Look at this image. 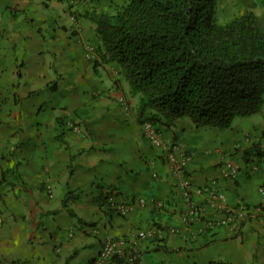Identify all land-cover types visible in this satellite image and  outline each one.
<instances>
[{
    "label": "crops",
    "instance_id": "1",
    "mask_svg": "<svg viewBox=\"0 0 264 264\" xmlns=\"http://www.w3.org/2000/svg\"><path fill=\"white\" fill-rule=\"evenodd\" d=\"M126 4L0 0V264H92L106 240H136L152 228L163 236L139 240V264H264V209L244 219L237 236L206 227L221 213L193 193L206 213L186 224L181 187L183 178L194 190L213 180L229 206L259 205L264 160L252 168L240 150L256 141L264 148V124L241 120L220 131L196 129L187 117L157 123L176 147L170 162L145 138L142 125L152 114H140V95L98 35L94 18ZM225 162L240 169L236 179L223 177ZM110 193L146 205L124 217L104 205Z\"/></svg>",
    "mask_w": 264,
    "mask_h": 264
},
{
    "label": "trees",
    "instance_id": "2",
    "mask_svg": "<svg viewBox=\"0 0 264 264\" xmlns=\"http://www.w3.org/2000/svg\"><path fill=\"white\" fill-rule=\"evenodd\" d=\"M258 1L262 16L246 10L227 22L215 17L216 0H127L94 20L108 59L140 95V114H152L145 121L170 126L187 117L196 129L225 131L264 107V0ZM240 151L250 167L264 160L261 141ZM111 195L104 205L115 211ZM125 263L115 257L111 264Z\"/></svg>",
    "mask_w": 264,
    "mask_h": 264
},
{
    "label": "built area",
    "instance_id": "3",
    "mask_svg": "<svg viewBox=\"0 0 264 264\" xmlns=\"http://www.w3.org/2000/svg\"><path fill=\"white\" fill-rule=\"evenodd\" d=\"M72 3L79 2V0H70ZM88 52L93 54L95 47L88 45ZM120 105L125 109L126 112L130 111L131 104L130 102L121 97L119 100ZM143 133L147 141L155 148L163 150L166 153L167 159L175 163L174 151L176 147L169 146L163 139L161 132L158 130L156 125L150 121H144ZM73 129L76 132H81V128L74 126ZM257 164H253L252 168H255ZM222 174L224 178L227 179H236L240 169L231 162L223 163ZM157 176V175H155ZM181 187L183 188V195L186 200V208L183 213V221L188 224L196 220H202L205 217L206 208L202 206H196L192 202L193 193L205 195L209 202V205H212L217 211L221 213V218L212 219L206 221V227L214 229L215 227H225L232 234L239 235L242 227V221L247 218L254 219L257 217L262 210L264 209V186L259 188L261 202L259 205L251 207L245 202H239L236 206H229L226 195L223 191L220 190L218 183L211 181L205 186H200L195 190L192 188L190 181L186 178H183L181 181ZM108 203L111 207L121 216H127L131 213L132 208L135 204L140 206L146 205L145 199L141 198L135 203L123 202L118 200V198L112 193L108 198ZM153 206L156 209H162V203L153 201ZM177 229L171 228L168 230L169 234H176ZM230 233V234H231ZM162 232L158 228H152L148 230L139 231L136 240L129 239H108L104 242L102 249L99 255L94 259L93 264H111L115 257H122L130 264H134L135 261L140 258L141 250L139 246V240H150L155 238L162 237Z\"/></svg>",
    "mask_w": 264,
    "mask_h": 264
},
{
    "label": "rangeland",
    "instance_id": "4",
    "mask_svg": "<svg viewBox=\"0 0 264 264\" xmlns=\"http://www.w3.org/2000/svg\"><path fill=\"white\" fill-rule=\"evenodd\" d=\"M249 10L256 13L258 16H262L263 9L259 4L258 0H216V18L219 22H227L233 19L235 16L243 13L244 11ZM250 121L254 125H263L264 124V107L261 112L251 116V117H238L234 120V123L231 127L239 124V122ZM228 129V130H231ZM225 130V131H228ZM159 150V149H158Z\"/></svg>",
    "mask_w": 264,
    "mask_h": 264
}]
</instances>
